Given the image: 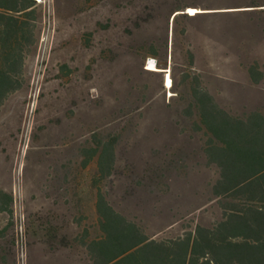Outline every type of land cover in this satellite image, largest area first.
Listing matches in <instances>:
<instances>
[{
	"label": "rangeland",
	"instance_id": "374dc122",
	"mask_svg": "<svg viewBox=\"0 0 264 264\" xmlns=\"http://www.w3.org/2000/svg\"><path fill=\"white\" fill-rule=\"evenodd\" d=\"M37 1L36 43L0 109V264H93L83 242L100 236L99 188L157 238L221 220L239 195L214 193L191 91L264 110V77L247 70L264 74V7L251 6L264 0ZM110 140L116 168L102 178L92 149Z\"/></svg>",
	"mask_w": 264,
	"mask_h": 264
},
{
	"label": "trees",
	"instance_id": "16d2710c",
	"mask_svg": "<svg viewBox=\"0 0 264 264\" xmlns=\"http://www.w3.org/2000/svg\"><path fill=\"white\" fill-rule=\"evenodd\" d=\"M38 6L37 0H0V109L18 89L27 49L36 43L32 21ZM251 6L264 7V2ZM182 10L173 11L175 22L180 15L188 16L178 13ZM165 48L168 51V43ZM151 49L149 55L159 57ZM158 65L166 69L168 63ZM247 70L254 83L263 80L256 62ZM190 110L206 135L205 154L219 170L214 193L239 195L236 201L212 226L198 224L183 235L157 238L118 211L99 188L95 207L100 236L83 242L93 264H264V110L234 114L198 81L192 86ZM95 157L102 178L113 175L116 140L93 148ZM3 211L7 208L0 204Z\"/></svg>",
	"mask_w": 264,
	"mask_h": 264
},
{
	"label": "bare ground",
	"instance_id": "6f19581e",
	"mask_svg": "<svg viewBox=\"0 0 264 264\" xmlns=\"http://www.w3.org/2000/svg\"><path fill=\"white\" fill-rule=\"evenodd\" d=\"M189 9H190L189 12L191 13V15L198 12V10H196L195 8H189ZM157 69H158L157 66L155 67V65L152 63L150 64V67H148V70H152V71H156ZM166 87L169 89L172 87V80H171L170 76L167 77Z\"/></svg>",
	"mask_w": 264,
	"mask_h": 264
},
{
	"label": "built area",
	"instance_id": "2783aa9c",
	"mask_svg": "<svg viewBox=\"0 0 264 264\" xmlns=\"http://www.w3.org/2000/svg\"><path fill=\"white\" fill-rule=\"evenodd\" d=\"M152 62H153V63L155 64V66H156V61H155V60L150 59V60H148L147 63H148V65H149V64L152 63Z\"/></svg>",
	"mask_w": 264,
	"mask_h": 264
}]
</instances>
